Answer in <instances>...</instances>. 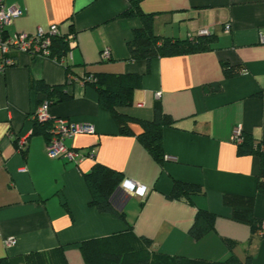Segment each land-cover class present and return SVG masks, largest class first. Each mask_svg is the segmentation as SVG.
Returning <instances> with one entry per match:
<instances>
[{
	"label": "crops",
	"instance_id": "obj_1",
	"mask_svg": "<svg viewBox=\"0 0 264 264\" xmlns=\"http://www.w3.org/2000/svg\"><path fill=\"white\" fill-rule=\"evenodd\" d=\"M130 1L5 0L21 11L7 27L9 35L56 25L60 34L73 38L62 61L12 50L8 55L14 64L0 74V257L25 264V254L62 246L68 264H85L80 241L130 224L137 236L151 239L154 252L222 261L230 254L223 239H230L238 243L234 253L239 258L250 255V264H264V227L252 233L230 218L223 203L225 194L252 196L254 215L264 222V194L256 192L258 158L239 155L230 139L232 128L240 125L242 133L264 145V0H140L141 10L154 14L158 36L191 39L200 30L215 36L208 50L153 58L149 66L128 59L127 41L141 26L138 17L119 16ZM104 48L110 51L107 60L100 57ZM223 62L240 67L239 72L224 76ZM65 65L77 78L67 88L71 98L49 106L48 114L94 126L93 133L64 141L77 151L74 161L49 158L44 134L33 132L32 114L47 97L30 84H63ZM95 73L141 75L131 105L119 110L151 120L160 101L174 119V126L162 130L163 162L140 143L139 124L129 123L130 134L118 132L95 88L82 81ZM214 84L219 90H208ZM22 135L27 143L19 149ZM94 162L148 190L144 198L130 195L121 203L126 222L89 206L83 173ZM173 180L197 184L202 193L191 200L169 198ZM198 208L216 218L214 229L195 240L189 228ZM7 237L16 243L5 246Z\"/></svg>",
	"mask_w": 264,
	"mask_h": 264
},
{
	"label": "trees",
	"instance_id": "obj_2",
	"mask_svg": "<svg viewBox=\"0 0 264 264\" xmlns=\"http://www.w3.org/2000/svg\"><path fill=\"white\" fill-rule=\"evenodd\" d=\"M140 0H131L130 5L122 11L120 17H138L141 26L132 30V38L127 41L129 60H145L149 66L150 60L163 56L190 54L210 49L215 41L212 34H200L191 39H178L158 36L153 31V13H144L139 5ZM66 35L58 34L51 37L50 54L52 58L61 61L69 51ZM240 67L222 63L224 76L229 77L239 72ZM66 73H71L69 65H65ZM84 83L92 85L96 92L98 103L110 112L119 133H132L129 123H137L142 131L137 135L140 143L152 154L158 162H163L165 154L162 147V130L174 126V119L163 112L159 100L153 105L151 120L134 118L120 112L119 108L131 105V93L140 86L141 75L132 73L106 74L95 73ZM73 82L66 81L59 85H48L42 81H32L30 86L46 95L49 106L71 98L67 88ZM219 84H214L208 90H219ZM51 121H33V132L44 134L46 142L50 138ZM241 143H236L239 155H254L258 158L259 167L256 176V192L264 194V145L256 141L250 134H242ZM83 179L90 194L89 206L98 212L108 213L126 222V214L121 203L126 199L120 194L119 185L124 179L122 173L100 162H94L88 172L83 173ZM202 188L193 183L173 180L169 198L191 200L193 195H200ZM223 203L230 209V218L238 223L246 224L252 233L262 229V221L254 215V197L237 194H225ZM216 214L198 208L189 228V234L195 240L214 229ZM230 254L222 261L201 258H186L168 255L151 250V239L137 236L130 224L120 232L111 235L92 238L79 242V249L85 264H250L251 256L243 259L234 253L237 242L223 239ZM25 264H68L63 247L46 251L30 252L23 255ZM0 264H13L9 256L0 257Z\"/></svg>",
	"mask_w": 264,
	"mask_h": 264
},
{
	"label": "built area",
	"instance_id": "obj_3",
	"mask_svg": "<svg viewBox=\"0 0 264 264\" xmlns=\"http://www.w3.org/2000/svg\"><path fill=\"white\" fill-rule=\"evenodd\" d=\"M20 14L21 11L17 6H8L6 5L5 0H0V74H2L7 67L14 64L13 59L8 55L10 51L15 50L17 52L50 57L51 37L60 34L57 26L52 25L47 31L38 29L32 34L18 32L9 35L7 27L11 24L12 20ZM224 29L228 31L229 25L225 24ZM199 32L200 34H209L207 30H200ZM71 38H73V35H67L66 37L67 40H70ZM100 57L102 60L109 59V49L104 48ZM90 79L89 76L83 77L82 81H89ZM76 80L77 78L71 73L67 74V81H69V83L73 81L76 82ZM48 108V101H43L41 105L36 107L32 114L33 121L40 123L51 121L50 138L46 142V155L51 159L63 157L67 160L74 161L78 156V153L76 150L67 147L64 141L78 133H93L94 126L88 122H73L60 117L51 119L48 114ZM242 134L241 126H234L230 134L231 141L234 143H241L243 139ZM26 143V135L17 138L19 149L24 148ZM118 189L125 197L133 195L144 198L148 191L145 186L128 179H123ZM262 227H264V222H262ZM15 243L16 239L13 237H7L4 239L5 246H11Z\"/></svg>",
	"mask_w": 264,
	"mask_h": 264
},
{
	"label": "rangeland",
	"instance_id": "obj_4",
	"mask_svg": "<svg viewBox=\"0 0 264 264\" xmlns=\"http://www.w3.org/2000/svg\"><path fill=\"white\" fill-rule=\"evenodd\" d=\"M67 140V139H66ZM133 200H135V198H133ZM138 204V201L136 202Z\"/></svg>",
	"mask_w": 264,
	"mask_h": 264
},
{
	"label": "water",
	"instance_id": "obj_5",
	"mask_svg": "<svg viewBox=\"0 0 264 264\" xmlns=\"http://www.w3.org/2000/svg\"><path fill=\"white\" fill-rule=\"evenodd\" d=\"M121 208H122V206H121Z\"/></svg>",
	"mask_w": 264,
	"mask_h": 264
}]
</instances>
